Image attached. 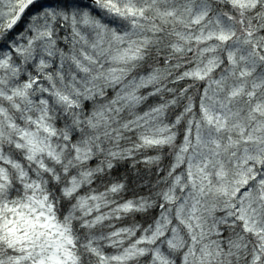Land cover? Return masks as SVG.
I'll list each match as a JSON object with an SVG mask.
<instances>
[{
	"label": "snow or ice",
	"instance_id": "snow-or-ice-1",
	"mask_svg": "<svg viewBox=\"0 0 264 264\" xmlns=\"http://www.w3.org/2000/svg\"><path fill=\"white\" fill-rule=\"evenodd\" d=\"M0 264H264V0H0Z\"/></svg>",
	"mask_w": 264,
	"mask_h": 264
}]
</instances>
